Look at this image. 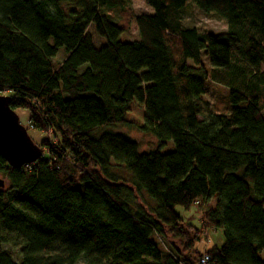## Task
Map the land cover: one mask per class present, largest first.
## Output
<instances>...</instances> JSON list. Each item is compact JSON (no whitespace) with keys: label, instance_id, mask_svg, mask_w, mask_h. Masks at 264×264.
Listing matches in <instances>:
<instances>
[{"label":"trees","instance_id":"obj_1","mask_svg":"<svg viewBox=\"0 0 264 264\" xmlns=\"http://www.w3.org/2000/svg\"><path fill=\"white\" fill-rule=\"evenodd\" d=\"M185 1L0 0V93L48 135L32 164L0 156V264H197L205 228L223 236L207 264H264V0H191L217 34L182 26ZM119 125L156 148L102 128ZM194 204L199 227L174 210Z\"/></svg>","mask_w":264,"mask_h":264},{"label":"rangeland","instance_id":"obj_2","mask_svg":"<svg viewBox=\"0 0 264 264\" xmlns=\"http://www.w3.org/2000/svg\"><path fill=\"white\" fill-rule=\"evenodd\" d=\"M130 5L132 10L136 14H152L153 10L150 6L147 5L146 0H130ZM182 17V26L184 28L195 27L199 30H205L212 34H217L220 32H225L227 30L226 20L214 13H204L202 12L195 3L191 0H186L184 6L179 11ZM87 32L90 34L93 43L96 47H100L103 45V39L99 38L93 31V28L90 26L87 29ZM139 39V34L137 31L135 32H123L120 36V40L123 42H130ZM64 58V52L62 48L58 49L57 55L53 59L54 64L60 63ZM208 63V61H207ZM227 90L221 85H218L209 79L206 81V91L201 96V102H206L210 110H220L224 109L225 99L227 98ZM0 95H4V93H0ZM18 116L19 122L26 128L27 133L33 142L39 145L42 149V156L44 157L46 154V149L42 143L48 137V135L40 131L38 129H32L29 125V116L30 113L27 109L18 108L14 110ZM108 128L107 130H112L114 132L122 133L131 139L138 142L141 151H148L156 148V140L149 133L142 132L133 126H114V127H102ZM93 135V134H92ZM50 140V138H49ZM172 149V142L167 141L165 147L161 150L162 152H168ZM120 172V171H119ZM0 179H3L0 174ZM6 184V182H5ZM209 205H214V201H210ZM174 210L176 214L180 216L183 220V224H191L196 227H199L201 224V212L202 208L197 205H191L189 208H184L182 206H175ZM223 242V236L219 229H211L205 228L201 233V237L199 240L195 242V247L197 250L202 251L208 250L214 247H219ZM160 248L166 250L164 244H160L157 241ZM13 253V260L18 261L20 258L19 251L17 248L7 247ZM263 256V255H261ZM76 264H86L83 259H80Z\"/></svg>","mask_w":264,"mask_h":264},{"label":"water","instance_id":"obj_3","mask_svg":"<svg viewBox=\"0 0 264 264\" xmlns=\"http://www.w3.org/2000/svg\"><path fill=\"white\" fill-rule=\"evenodd\" d=\"M9 101L8 96L0 95V156L9 166L20 168L35 162L41 156V149L19 122ZM3 185L0 179V188Z\"/></svg>","mask_w":264,"mask_h":264},{"label":"built area","instance_id":"obj_4","mask_svg":"<svg viewBox=\"0 0 264 264\" xmlns=\"http://www.w3.org/2000/svg\"><path fill=\"white\" fill-rule=\"evenodd\" d=\"M208 260H209V256L207 255V253H203L201 255V257L199 258L197 264H207L208 263Z\"/></svg>","mask_w":264,"mask_h":264},{"label":"bare ground","instance_id":"obj_5","mask_svg":"<svg viewBox=\"0 0 264 264\" xmlns=\"http://www.w3.org/2000/svg\"><path fill=\"white\" fill-rule=\"evenodd\" d=\"M28 135H29V134H28ZM36 145H37V144H36ZM38 146H39V145H38ZM39 147H40V146H39ZM40 149H41V147H40ZM41 156H42V149H41ZM41 156H40V157H41ZM40 157H39V158H40ZM33 163H34V162H33ZM31 164H32V163H31ZM27 165H28V164H27ZM2 180H3V179H2ZM3 181H4V180H3ZM3 186H4V185H3ZM1 188H2V187H1Z\"/></svg>","mask_w":264,"mask_h":264}]
</instances>
